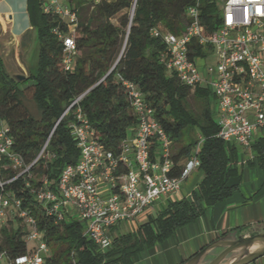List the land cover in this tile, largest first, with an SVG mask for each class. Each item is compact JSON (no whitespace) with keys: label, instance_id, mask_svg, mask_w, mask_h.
I'll return each instance as SVG.
<instances>
[{"label":"trees","instance_id":"16d2710c","mask_svg":"<svg viewBox=\"0 0 264 264\" xmlns=\"http://www.w3.org/2000/svg\"><path fill=\"white\" fill-rule=\"evenodd\" d=\"M43 3L44 0H27L38 45L37 61L24 80L8 71L0 52V120L6 122L14 149L28 164L40 153L55 126L56 129L46 155L32 167V177L25 175L6 182L0 194L21 199L22 208L37 219L50 248L45 264H136L146 248L196 221L239 187L243 171L241 148L218 136L213 92L209 87L197 85L193 89L186 85L162 61L167 50L163 33H183L189 23L190 7L198 6L202 32L212 36L222 22L219 0H70L78 11L79 24L77 55L68 71L64 69L63 42L54 30L66 34L70 31L58 15L44 12ZM155 29L160 34L156 35ZM190 48L191 56H205L211 46L191 43ZM120 76L138 85L176 145V169L171 175L180 173L181 165L177 163L183 157L196 155L202 178L190 197L169 200L164 208L149 213L144 222L129 231L120 232V226L115 227L111 232L112 247L101 251L85 235L83 221L70 218L56 222L31 187L42 185L45 176L49 180L47 187L54 188L62 169L78 162L81 151L69 127L72 115L59 119L71 102L86 91L81 106L101 144L107 150L120 151L129 128L137 122ZM28 90L38 116L25 103ZM196 129L199 137L177 145L186 131ZM252 149L254 162L264 171V136L254 140ZM14 176L9 161L4 160L0 178L7 181ZM26 234L22 226H9L5 221L0 227V250L10 258L26 253Z\"/></svg>","mask_w":264,"mask_h":264},{"label":"built area","instance_id":"2783aa9c","mask_svg":"<svg viewBox=\"0 0 264 264\" xmlns=\"http://www.w3.org/2000/svg\"><path fill=\"white\" fill-rule=\"evenodd\" d=\"M221 25L207 37L203 34L198 6L188 9L189 23L181 34L163 33L167 50L162 55L168 71L195 89L209 87L215 96L218 136L238 145L249 159H255L254 140L264 136V0H219ZM43 10L56 14L70 33L55 29L64 46V69L72 68L77 55L78 11L70 0H44ZM154 33L160 34L158 29ZM207 46L205 56H191L190 44ZM211 57V61L203 59ZM129 105L137 122L123 139L120 151L107 150L87 118L81 101L88 91L77 96L60 120L72 115L69 127L81 153L75 164L66 165L54 188L42 185L31 190L55 221L78 218L85 223V235L101 251L112 247V230L154 210L156 203L177 192L191 172L200 167L193 155L181 165L173 158V142L138 85L120 76ZM58 121V122H59ZM51 131L37 157L26 163L13 147L14 139L5 121L0 120V169L8 160L15 176L0 178V187L20 176L32 177L31 169L46 155L55 132ZM198 151V149L196 150ZM29 185V183H27ZM15 212L27 226L25 239L38 244L22 255L10 258L0 250V264H45L50 248L37 219L22 208V200L0 194V227L8 214Z\"/></svg>","mask_w":264,"mask_h":264},{"label":"crops","instance_id":"0c3cea01","mask_svg":"<svg viewBox=\"0 0 264 264\" xmlns=\"http://www.w3.org/2000/svg\"><path fill=\"white\" fill-rule=\"evenodd\" d=\"M0 24V33L7 27L11 39L8 43L16 46L11 65L8 63V53L0 49L6 68L15 75L17 74L13 69L27 71L37 61L36 42L33 41L32 45L25 40L27 33L34 30L27 12V0H0ZM241 158L242 177L238 179L239 187L232 196L209 208L196 221L179 227L165 241L146 248L136 264H180L212 241L222 237L225 232L235 231L239 237V234L247 236L264 231V171L254 162L255 159H249L242 149ZM187 159L183 157L180 163L185 164ZM201 178L202 171L199 168L193 170L183 181L184 189L182 182L180 189L173 194L176 197L170 195L160 199L150 213L156 212L169 200L190 197ZM148 214L142 217H147ZM238 228L240 230H236ZM248 264H264V255Z\"/></svg>","mask_w":264,"mask_h":264},{"label":"water","instance_id":"95a60500","mask_svg":"<svg viewBox=\"0 0 264 264\" xmlns=\"http://www.w3.org/2000/svg\"><path fill=\"white\" fill-rule=\"evenodd\" d=\"M19 80L25 75L17 74ZM264 255V231L238 237L227 233L212 241L182 264H248Z\"/></svg>","mask_w":264,"mask_h":264},{"label":"rangeland","instance_id":"374dc122","mask_svg":"<svg viewBox=\"0 0 264 264\" xmlns=\"http://www.w3.org/2000/svg\"><path fill=\"white\" fill-rule=\"evenodd\" d=\"M9 33H10V31L7 30V27L5 29H3L2 32L0 33V49H3V50H5V52L8 53V56H7L8 63H10V65H11V63L13 62V56H14L13 54H14V51L16 49V46L13 45V43H8L11 40ZM25 40L31 42V44L34 41L38 45L37 30L34 28V30L28 32L27 35H26V39ZM31 52H32V50H31ZM31 55H33V53ZM211 60H212L211 57H208V58L203 59V61H207V62H210ZM13 72H16V74H22V75L27 76L28 75V72H29V69H27V71H22V70H19V69H13ZM31 93H32L31 90H28L27 91V99H26L25 103H26L27 107L29 108V110L34 115L38 116L39 115V111L37 109L36 104L31 100ZM191 102L196 106V103H195V101L193 99L191 100ZM132 130H133V127H130L129 130H128V132L131 133ZM193 137H199V131H198V129L193 130V131H186L185 137L181 141L177 142V145L186 144ZM173 151L174 152L178 151V149L176 148V145H174V144H173ZM183 183L184 184H183L182 189H184V185H185V182H183ZM182 192L184 193V190H182ZM173 194H171V196L174 197L175 195H173ZM165 205L166 204H163L161 206L158 205V207L159 206L160 207L157 210L164 208ZM146 219H147V217L145 216V217L138 218V219H136L134 221H130V222H127L125 224H122L120 226V228H119V231L120 232L129 231V230H131L133 228V226L134 227L137 226L139 223L144 222ZM6 223H8L9 226L12 225L14 227L22 226L24 228V230H27V226L25 225L24 221L23 220H18V217H17V215H16L15 212H10L8 214V217L6 219ZM37 244H38L37 241H30L28 243V247H29V249H32Z\"/></svg>","mask_w":264,"mask_h":264},{"label":"bare ground","instance_id":"6f19581e","mask_svg":"<svg viewBox=\"0 0 264 264\" xmlns=\"http://www.w3.org/2000/svg\"><path fill=\"white\" fill-rule=\"evenodd\" d=\"M133 11V10H132Z\"/></svg>","mask_w":264,"mask_h":264}]
</instances>
